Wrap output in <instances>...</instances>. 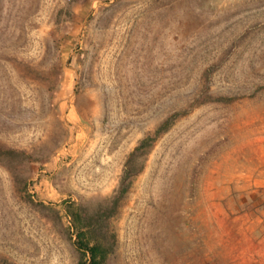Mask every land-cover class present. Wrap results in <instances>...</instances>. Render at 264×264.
Returning <instances> with one entry per match:
<instances>
[{
    "label": "rangeland",
    "instance_id": "374dc122",
    "mask_svg": "<svg viewBox=\"0 0 264 264\" xmlns=\"http://www.w3.org/2000/svg\"><path fill=\"white\" fill-rule=\"evenodd\" d=\"M66 201L108 264H264V0H0V264H77Z\"/></svg>",
    "mask_w": 264,
    "mask_h": 264
},
{
    "label": "trees",
    "instance_id": "16d2710c",
    "mask_svg": "<svg viewBox=\"0 0 264 264\" xmlns=\"http://www.w3.org/2000/svg\"><path fill=\"white\" fill-rule=\"evenodd\" d=\"M221 102L231 103L233 97H220ZM167 119L157 130L156 136L165 133L173 124L175 116ZM153 138L145 139L136 150H141L151 145ZM27 189V188H26ZM124 192V191H123ZM27 193V190H25ZM28 194V193H27ZM63 209L70 223V231L75 237L74 245L79 254L77 264H108L116 246V235L108 227L111 215L107 211L90 214L87 210L73 202L63 203Z\"/></svg>",
    "mask_w": 264,
    "mask_h": 264
}]
</instances>
